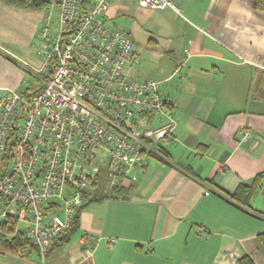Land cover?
<instances>
[{
  "label": "crops",
  "instance_id": "0c3cea01",
  "mask_svg": "<svg viewBox=\"0 0 264 264\" xmlns=\"http://www.w3.org/2000/svg\"><path fill=\"white\" fill-rule=\"evenodd\" d=\"M175 1L161 10L173 61L156 76L174 119L165 159L150 155L125 191L84 205L48 264H264V10ZM42 15L0 3V95L25 87ZM239 185L255 186L246 205L230 197ZM32 250L0 264H39Z\"/></svg>",
  "mask_w": 264,
  "mask_h": 264
},
{
  "label": "built area",
  "instance_id": "2783aa9c",
  "mask_svg": "<svg viewBox=\"0 0 264 264\" xmlns=\"http://www.w3.org/2000/svg\"><path fill=\"white\" fill-rule=\"evenodd\" d=\"M132 1L178 10L175 0ZM112 2L50 0L33 44L42 59L27 65L36 84L0 95V226L30 240L39 264L102 178L110 191L134 179L144 154L163 157L174 124L159 82L128 73L133 41L105 20ZM154 114L164 122L147 126Z\"/></svg>",
  "mask_w": 264,
  "mask_h": 264
},
{
  "label": "rangeland",
  "instance_id": "374dc122",
  "mask_svg": "<svg viewBox=\"0 0 264 264\" xmlns=\"http://www.w3.org/2000/svg\"><path fill=\"white\" fill-rule=\"evenodd\" d=\"M48 9L50 8L47 6L42 8L41 11L46 12ZM104 18L108 23L129 32L130 38L133 41L134 56L136 57L135 62L126 65V69L130 75L139 78L150 77L156 80V76L163 73V68L173 61V58L167 52L168 49L163 45V34H161V31H163V13L161 10L140 8L132 0H113L109 4ZM33 41L34 45H39V41L35 38ZM178 55L179 52L176 53V57ZM33 56V63L37 65L42 58L35 55V53ZM28 76L31 85H35L36 78L31 74ZM144 122L147 126L156 127L164 122V119L159 114H154L150 118V121ZM163 142L164 140L159 141L160 144ZM143 159L153 161L152 156L149 154H144ZM94 190L96 193L108 191L107 178H102L99 184L94 187ZM88 198V195H86V200ZM21 226L22 223L19 222L18 228ZM34 250H32V253L35 255Z\"/></svg>",
  "mask_w": 264,
  "mask_h": 264
},
{
  "label": "trees",
  "instance_id": "16d2710c",
  "mask_svg": "<svg viewBox=\"0 0 264 264\" xmlns=\"http://www.w3.org/2000/svg\"><path fill=\"white\" fill-rule=\"evenodd\" d=\"M50 0H0V3H5L13 6L32 8L36 10H41L49 5ZM254 8L263 9L264 10V0H255ZM161 153H164L162 150V146L160 145ZM165 154V153H164ZM158 158L165 159L164 157L157 156ZM253 185L245 186L239 185L235 191L230 195V197L237 203L242 205H246V200L251 196L252 191L254 190ZM125 191L123 185L115 186L110 191H108L109 195H113L115 192L119 193L121 191ZM108 196L107 194L96 193L89 197L85 203L81 206L80 209L77 210L75 217L72 221V225L68 232L63 236L59 241H67L69 236L74 232L77 227L78 220V212L86 205L88 202L99 201ZM258 240L261 246L264 248V232L258 234ZM35 249L34 245L30 240L26 237L16 233L14 234L10 229H7L5 226H0V253L9 252L16 253L21 255L26 251ZM36 250V249H35ZM240 264H254L251 260L250 256L244 255L239 259Z\"/></svg>",
  "mask_w": 264,
  "mask_h": 264
}]
</instances>
